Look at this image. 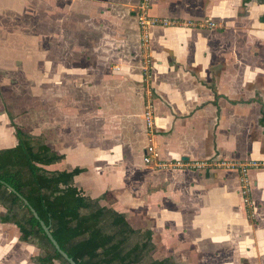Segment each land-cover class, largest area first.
Returning a JSON list of instances; mask_svg holds the SVG:
<instances>
[{
  "label": "crops",
  "instance_id": "0c3cea01",
  "mask_svg": "<svg viewBox=\"0 0 264 264\" xmlns=\"http://www.w3.org/2000/svg\"><path fill=\"white\" fill-rule=\"evenodd\" d=\"M137 3L0 0V150L14 128L41 136L62 156L43 169H80L73 187L149 231L154 260L264 264V169L247 173L248 205L236 172L212 164L264 160V5L149 0L178 23L151 27L143 50ZM149 145L159 161L143 162ZM177 160L209 165L157 167ZM18 236L0 223V264H33Z\"/></svg>",
  "mask_w": 264,
  "mask_h": 264
},
{
  "label": "trees",
  "instance_id": "16d2710c",
  "mask_svg": "<svg viewBox=\"0 0 264 264\" xmlns=\"http://www.w3.org/2000/svg\"><path fill=\"white\" fill-rule=\"evenodd\" d=\"M264 5V0H255ZM264 23V15L259 18ZM264 122L261 111L259 123ZM14 147L0 150L1 224L19 232L18 241L38 249L33 264H174L154 260L149 231L133 230L121 214L101 207L73 187L80 169L47 171L43 166L62 159L44 146L41 136L14 128ZM25 202V204L23 203ZM34 213V215H33Z\"/></svg>",
  "mask_w": 264,
  "mask_h": 264
},
{
  "label": "built area",
  "instance_id": "2783aa9c",
  "mask_svg": "<svg viewBox=\"0 0 264 264\" xmlns=\"http://www.w3.org/2000/svg\"><path fill=\"white\" fill-rule=\"evenodd\" d=\"M149 9V0H138L137 6H136V17L138 16V13L140 12L138 18H137V24L140 28V43L143 44V50L147 48L149 37L148 32L151 27L154 26H170V25H176V22L167 21L166 19H158L155 17H149L147 16V11ZM201 26H206L207 28H214L215 24L211 21H206L205 23H201ZM149 65V60L147 56L143 57V66H145L144 71L146 72L148 70L147 66ZM151 117H152V106L149 103H146L144 106V122L146 127L150 128L151 126ZM155 160L159 161V155L158 152L155 150V148L151 145L147 146L145 148V153L143 155V162L149 163L150 161ZM232 161H218V163H212L217 168H224L229 169L232 168L234 165L232 164ZM209 163L207 161H198V162H192V163H182L181 161L177 160L175 163L171 164L168 163H157V167L159 168H188V169H202L204 167H208ZM237 168H239L240 173L247 178V171L249 169H264V161H255V160H248L246 163L237 165ZM240 182L245 183V188L243 191H239L238 193L241 196V199L243 203L251 205V200L249 196V186H248V180L244 179Z\"/></svg>",
  "mask_w": 264,
  "mask_h": 264
},
{
  "label": "rangeland",
  "instance_id": "374dc122",
  "mask_svg": "<svg viewBox=\"0 0 264 264\" xmlns=\"http://www.w3.org/2000/svg\"><path fill=\"white\" fill-rule=\"evenodd\" d=\"M140 12L138 13V16H139ZM138 16L136 17V13H135V23H136V26H137V29H138V33H139V36H140V28L137 24V18ZM206 21H204L203 23H205ZM141 45V48L143 47V44L140 43ZM0 79H1V76H0ZM248 160H244V161H240V160H234L232 161L233 163V167L232 168H229L228 170H233L236 172L237 174V183H238V188H239V191H243V189L245 188V183L243 182H240L241 180H244V179H247L246 177H244L240 171H239V168H237V165H240V164H243V163H246ZM44 167V166H43ZM248 186H249V183H248ZM239 194V193H238Z\"/></svg>",
  "mask_w": 264,
  "mask_h": 264
},
{
  "label": "water",
  "instance_id": "95a60500",
  "mask_svg": "<svg viewBox=\"0 0 264 264\" xmlns=\"http://www.w3.org/2000/svg\"><path fill=\"white\" fill-rule=\"evenodd\" d=\"M23 203L25 204V202H23ZM33 215H34V213H33ZM42 228H43V231L45 232L46 236L48 237V239L50 240V242L52 243V245L55 247V249L60 253V255H61L63 258H65V259L68 261L69 264H74L70 259H67V258H66V256L64 255V253H62V252L58 249V247L56 246L55 242L53 241V239H52L51 236L49 235L47 229H46L45 227H43V226H42Z\"/></svg>",
  "mask_w": 264,
  "mask_h": 264
},
{
  "label": "bare ground",
  "instance_id": "6f19581e",
  "mask_svg": "<svg viewBox=\"0 0 264 264\" xmlns=\"http://www.w3.org/2000/svg\"><path fill=\"white\" fill-rule=\"evenodd\" d=\"M148 12H149V10L147 11V16L151 17ZM148 37H149V32H148ZM143 120H144V117H143ZM252 160H254V159H252ZM255 161H264V160H255ZM249 170H253V169H249ZM248 171H247V173H248Z\"/></svg>",
  "mask_w": 264,
  "mask_h": 264
}]
</instances>
